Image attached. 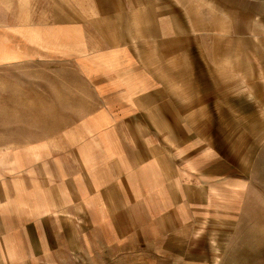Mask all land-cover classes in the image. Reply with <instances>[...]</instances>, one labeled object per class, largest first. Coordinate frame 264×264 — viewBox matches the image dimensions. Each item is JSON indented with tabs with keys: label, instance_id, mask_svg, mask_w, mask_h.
<instances>
[{
	"label": "crops",
	"instance_id": "obj_1",
	"mask_svg": "<svg viewBox=\"0 0 264 264\" xmlns=\"http://www.w3.org/2000/svg\"><path fill=\"white\" fill-rule=\"evenodd\" d=\"M251 146L264 0H0V264L227 218Z\"/></svg>",
	"mask_w": 264,
	"mask_h": 264
},
{
	"label": "rangeland",
	"instance_id": "obj_2",
	"mask_svg": "<svg viewBox=\"0 0 264 264\" xmlns=\"http://www.w3.org/2000/svg\"><path fill=\"white\" fill-rule=\"evenodd\" d=\"M235 73L234 91L251 90ZM247 181L227 218L169 228L164 236L133 241L111 255L65 259L62 264H264V146L249 148Z\"/></svg>",
	"mask_w": 264,
	"mask_h": 264
}]
</instances>
